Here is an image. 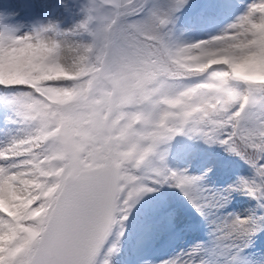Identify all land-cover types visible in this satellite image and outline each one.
Masks as SVG:
<instances>
[{"label": "snow or ice", "instance_id": "obj_1", "mask_svg": "<svg viewBox=\"0 0 264 264\" xmlns=\"http://www.w3.org/2000/svg\"><path fill=\"white\" fill-rule=\"evenodd\" d=\"M188 2L170 0L166 11H150L147 18L137 20L136 17L144 16L150 0H91L84 8L86 18L76 26L75 32L62 33L58 26L49 25L23 36L45 45L49 32L58 36L83 33L90 37V42L73 47L92 51L96 67L104 72L118 67L121 73L139 64L147 54L162 63H178L181 56L194 49L247 46V52L240 54L241 59L250 52L264 49V0L251 5L247 15L231 25V31L219 36V40L172 46L163 30L173 23L175 14ZM241 35L243 39L235 38ZM0 36H6L11 43L22 37L14 32H3ZM66 43L53 42L52 46L56 48ZM6 63L14 64V61L6 56ZM218 67L230 72L236 70L235 65ZM8 71L12 76L24 75L16 67H9ZM17 85L27 86L29 90L13 96L8 103L20 119H35L31 112L42 99L36 88L23 80L0 83V86ZM230 89L227 97H218L224 101L221 109L205 108L197 115L185 112L175 120H169L165 112L159 121L151 123L149 120L150 126L139 134L131 152L114 148L107 154L89 152L83 155L80 143L72 137L75 117L68 114L69 121H61L64 132L54 136L36 153L20 159H0V180L18 179L21 173L34 166L39 189L34 194L38 197L35 203L22 213L26 218L20 222L23 229L18 222L3 217L0 236L7 241L9 229L16 235L14 242L3 246L4 251L0 253L3 264H98L108 236L120 222L117 214L122 213L123 220H127L132 203L144 193L155 190L145 187L141 183L143 179L157 184L171 183L197 204L195 194L202 178L172 171L167 167L166 153L160 151L161 145L176 135L191 133L245 159L255 175L252 179H241L239 188L234 190L245 192L264 208V83L239 77L230 82ZM45 131L46 126L37 124L34 135H44ZM118 131L122 136H135L139 130L132 128L129 119L127 127L122 126ZM32 138L14 140L0 150V156L17 151L20 145L27 147ZM140 169L151 176L136 175ZM260 219L264 221V217ZM224 227L226 239H236L245 246H250L252 238L264 230L251 217H236ZM115 251L113 247L109 254Z\"/></svg>", "mask_w": 264, "mask_h": 264}, {"label": "trees", "instance_id": "obj_2", "mask_svg": "<svg viewBox=\"0 0 264 264\" xmlns=\"http://www.w3.org/2000/svg\"><path fill=\"white\" fill-rule=\"evenodd\" d=\"M169 2L170 0H150L149 7L145 10L144 16L136 17V19L141 20L147 18L150 11H166L169 7ZM190 12L195 14L194 25L200 27L202 19H206L207 15L205 13L196 12L194 8L188 9V7H184L180 12L175 14L173 21L177 20L179 16ZM169 30V27L163 30L168 42ZM226 47L227 49L225 51L219 50L218 47L207 49L208 51L206 54L197 50L188 52L179 58L178 63L176 61L162 63L154 56L147 54L139 64L130 67V69L137 71L139 74H143L146 78L156 77L157 80H165L166 88H169V79L176 81L174 84L177 85L178 89L176 91L170 90L169 95L171 96V101L185 98L181 113L176 119L182 116L185 112L197 115L204 111L205 108L215 111L223 107L224 101L218 97L228 96L231 91L230 82L232 80L243 77L264 83V49L250 52L241 59L240 54L247 52V46L241 47L238 44L237 46L226 45ZM6 56L9 61H14V64L6 63ZM228 57L231 61L230 67L232 68L233 65H235L236 70L234 72L226 71L223 67H218L225 66L224 64ZM51 58L52 55L48 51L37 54H25L22 52L19 55H16L12 46L10 48H5L4 46L0 47V83L8 84L10 82H19L23 80L29 86L35 87L42 98L36 105L35 109L31 112V116L35 119L25 121L16 116L15 111L8 103V100L13 96L28 91L29 89L27 86H0V150L5 149L14 140L18 141L26 137H33L27 147L25 145H20L17 151L6 153L3 156H0V159H20L24 155L36 153L43 147V145L52 141L54 136H57L56 133L61 121H64L65 123L69 121L68 114L75 116L76 112L81 111V108L77 107V105L83 102L74 97H76V94L79 91L82 92V96L85 94L87 87L90 85L91 76L88 78L84 77L79 85L77 82L72 83L67 81H58L61 83L50 85L47 82L48 78L45 72V67L48 62L51 61ZM213 61H216V63H213ZM38 63L42 65L41 67L38 66V68H36ZM9 67L18 68L24 75L12 76L8 71ZM210 69L216 70L210 73ZM76 73L81 76L82 70L78 69ZM89 75H91V72H89ZM241 87H243V85H241ZM193 92H196V99H191L192 102L189 105L186 99H188ZM168 97L169 96H167V98ZM160 99L164 101L166 98L163 95L162 97H158L157 100L155 98L156 102L159 101V105L162 106L164 103L160 102ZM218 100L221 101L219 104ZM143 102L144 101H142L140 106L135 105L133 106L134 108H130V112L127 111V116H131V121H133L138 114L142 115L147 121L150 120L151 123L159 121L165 113L162 107L155 108L153 105L154 103L148 105L144 102L145 105H147V107L144 108L145 105L143 106ZM49 108L51 111H48ZM87 113L88 111H86L85 115L90 119V115ZM146 114H148V116ZM51 116H53V120L51 119ZM169 120H173L171 114H169ZM37 124H43L46 126L44 135H34L36 133ZM149 126L150 124H148L146 128ZM82 127H86V124H81V128ZM21 129L24 130V133L22 138H18L17 132ZM84 135L85 134H81L80 137H76L75 139L82 141ZM117 135V132H115L114 138L115 136L117 138ZM190 136L192 144H188L181 135H176L171 141L163 144L162 149H160L163 153L171 152L176 159H180L182 161L181 165L184 167L187 174L193 175L202 171H210L211 173L219 172L223 166V161L228 162L229 165H233V178L228 183V191L223 192L222 196L217 195L213 199L208 194V191L206 192V198L210 205L213 204V208L226 205L225 202L229 201V198L225 196L226 193L229 194L237 191L234 189L239 188L241 179H252L255 175L253 168L245 159L232 154L224 146L218 143H206L204 139L194 136L191 133ZM124 137L127 142L128 140H131V145H127L125 148L127 151H130L136 144L134 136ZM88 142L91 143L90 145L94 149H97L100 144L97 140H88ZM169 144L171 145V148L166 151L165 149L169 148ZM104 154H106V152H104ZM194 161H197L199 167L187 171L185 166L189 167ZM41 163H44V161H41ZM135 174L141 177H144L145 175L151 176V173H146L145 169H140L136 171ZM29 177H32V179H29ZM25 181H27V183H25ZM141 183L145 187H152L155 190L144 193L132 203L130 210L127 212L129 218L127 221L122 220V213L117 214V216L120 217V222H118L108 236L105 245L98 256V264H105V262L106 264H130L128 262V259L130 258V248H121L125 239L126 228H133L136 223L143 220L142 217L155 214L167 207L173 206V209L176 211L177 208L175 202L180 196V190H178L177 187H174L171 183H153L151 179H143ZM22 186L27 188L30 197H33L34 194L38 192L39 189L37 187L36 170L34 166L21 173V176L18 179L0 180V202L6 208L5 210L0 207V210L4 212V217L18 222L21 229H23V223L20 222L26 219L22 216V213L25 210L30 209L32 204L35 203V200L38 198L36 197L27 205L12 204L13 198ZM210 205L209 208L211 207ZM176 215H178V212ZM261 217H264V210L252 216V218L258 222V225L261 228H264V221H261ZM225 225V223L222 224L220 221L210 220L208 228L210 230V239L207 243V248L209 253L216 256L215 264H224L226 258L235 253V249L232 247L226 248L224 252H220L219 250L220 243H224L226 240ZM1 226H3V221ZM121 232H123V235H121ZM257 238H264V230L259 231L257 235L252 238L251 243L254 240H257ZM15 239L16 235L11 229H9L7 241H5L3 236H0V253L4 251L3 246L5 243L14 242ZM232 240L236 242L235 244H237L238 247L239 245H245L243 242L236 239ZM113 247H115L116 251L109 254V249ZM0 264H3L2 257H0Z\"/></svg>", "mask_w": 264, "mask_h": 264}, {"label": "rangeland", "instance_id": "obj_3", "mask_svg": "<svg viewBox=\"0 0 264 264\" xmlns=\"http://www.w3.org/2000/svg\"><path fill=\"white\" fill-rule=\"evenodd\" d=\"M228 1L230 0H189L185 8H194L199 12L206 8L211 18H207L208 20L202 24L203 27L199 29H196V25L193 24L195 14L192 13L186 16H179L177 20L173 21L175 22L173 26L179 27L176 28L183 30V34H187V36L189 35L190 37L189 41L184 43L183 46L207 42L229 33L231 31L230 26L237 23L241 17L247 15L251 5L259 2V0H237L244 4L243 8L228 19L232 22H226L222 25L220 23H222L224 18L221 10H224L223 6L228 3ZM90 2L91 0H0V33L14 32L18 36H23L33 33L35 30L46 28L49 25L58 26L62 33H68L70 31L75 32L76 26L85 20L86 14L84 8ZM177 38V34L173 33L171 36V45L174 47L179 42ZM233 38L234 37H228V39ZM235 38L239 40L244 37L241 35ZM60 41H67V43L54 48V50L50 52L52 58L45 67L48 78L47 82L67 81L72 83L77 82L79 85L84 77L88 78L91 76L90 85L87 87L85 94L82 96V92L79 91L76 97H74L86 104L81 111L78 112L79 121L77 122L81 125V122L87 120L88 125L82 127L81 133H79L78 129L77 131L75 130L72 137L75 141L80 143L83 149L82 154L85 152L89 153L90 150H93L94 153H104L107 151L109 145L108 131L104 125V114L108 110L110 103V87L106 81L107 78L102 68L96 67L92 51H84L78 47H73L75 45L89 43L90 37L83 33L58 36L55 32H49L47 33L45 45L52 48L53 42L59 45ZM32 43L34 46L33 50L24 52L25 54L44 52V50L36 47L39 41L33 39ZM12 45L13 43H11L6 36H0V47L4 46L5 48H10ZM218 49L225 51L227 47L225 45L218 47ZM195 50L196 49L192 51ZM198 51L206 54L208 50ZM41 65L42 64L38 63L36 68H38V66L41 67ZM225 66L231 68L229 61H226ZM78 69L82 70L81 76L76 73ZM89 72H91V75H89ZM110 72L111 77L117 81L119 85L116 102L113 106L114 114L110 121L108 120L110 127L118 134L117 138L116 136L113 138V148L127 151L125 149L126 146L131 145V140H128V142L125 141V137L121 135L118 129L122 126L127 127V122L131 117H125V111L130 112V108L132 109L135 105L140 106L142 101L148 105L154 103L153 105L155 108L162 107L163 111L172 115L173 120L180 115L185 98L177 99L174 101L175 103L170 102V90L176 91L178 89L177 85L174 84V82H176L175 80L169 79V88H166L165 80L160 81L157 80L156 77L146 78L143 74H139L137 71L130 68L124 73H121L118 67ZM162 95L165 96L166 100L163 101L160 99V102L164 103L160 106L159 101L156 102V100L158 97H162ZM167 96L169 97L167 98ZM191 99H193V94L186 99L189 105L192 102ZM144 102L143 106L145 105ZM145 107H147V105H145L144 108ZM48 111H51L50 108ZM86 111H88L87 114L90 115V119L86 118ZM146 115L148 116V114ZM51 117L50 118L53 120V116ZM148 124V121L140 114L136 115L135 119H133L132 128L139 130L134 136V141L136 143L139 134L147 129L146 127ZM63 132L64 124L62 125L60 123L56 135L58 136ZM23 133V129L19 130L17 132V137L22 138ZM81 134H85L84 139L82 141L76 140L75 138L80 137ZM88 140H97L100 143L99 147L94 149L91 147V143L88 142ZM160 148L162 149V145ZM170 148L171 145L165 150L168 151ZM132 149L133 148L128 152H131ZM171 160L172 158L168 160V165H173L174 167ZM179 162L180 161H177V163ZM195 164L196 162H193L189 169H194ZM175 170L177 169L175 168ZM232 174L231 168L224 170L222 173H211L210 171L200 172L198 175H195L196 177L202 178L198 185L199 190L197 192H201V195L202 193L205 195V192L208 191L212 199L217 195L222 196L223 192L228 191V183L233 178ZM221 176H223L222 179H220ZM195 195L198 196L197 193ZM225 196L229 198V201L225 202L226 205L213 208V204L210 205L208 199H206L207 201H205L203 205L205 208L210 205V218L214 221H220L222 224L231 223L236 217L252 218L253 215L263 209L260 207L257 200L251 198L243 191L237 190L233 193H226ZM35 198L34 196L30 197L27 188L22 186L13 198L12 204L27 205ZM0 214H2V216H0L1 226L5 214L2 210H0ZM204 218L208 219L207 213L204 215L203 213L200 214L199 211H187V214L182 213L179 216H175L174 211L169 207L156 218L145 221L133 235L129 233L130 231H126V234L129 235L130 239L136 245L134 249V259L149 262L151 264H172V262H178V264H215L216 256L209 253L205 248L204 237L206 233H200L196 229V221ZM235 243L236 242L232 239H226L224 243H220V252H224L226 248L231 247L236 249L232 256L226 258L224 264H264V246L260 247L259 243H251L250 246L242 249L238 248Z\"/></svg>", "mask_w": 264, "mask_h": 264}, {"label": "water", "instance_id": "obj_4", "mask_svg": "<svg viewBox=\"0 0 264 264\" xmlns=\"http://www.w3.org/2000/svg\"><path fill=\"white\" fill-rule=\"evenodd\" d=\"M105 77L107 78V82L109 83L110 85V103H109V108L108 110L106 111L105 113V117H104V125H105V128L107 129L108 131V142H109V145H108V148H107V153L109 151L112 150V141H111V137H112V133H113V130L112 128L110 127L109 125V117L111 115V112H112V109H113V106H114V103L116 102V96H117V93H118V85L117 83L111 78L109 72H106L105 74Z\"/></svg>", "mask_w": 264, "mask_h": 264}, {"label": "clouds", "instance_id": "obj_5", "mask_svg": "<svg viewBox=\"0 0 264 264\" xmlns=\"http://www.w3.org/2000/svg\"><path fill=\"white\" fill-rule=\"evenodd\" d=\"M262 31H264V29H262ZM214 39L219 40L221 38L216 37ZM12 47L14 49L15 54L19 55L22 52L32 51L34 46L32 43V39H28L27 37L22 36V37H19L15 43H13ZM36 47L40 48L41 50L48 51V52H51L54 50V47L49 48L47 45L38 44V45H36ZM213 63H216V61H213ZM59 83H61V82L49 81L50 85H55V84H59Z\"/></svg>", "mask_w": 264, "mask_h": 264}, {"label": "bare ground", "instance_id": "obj_6", "mask_svg": "<svg viewBox=\"0 0 264 264\" xmlns=\"http://www.w3.org/2000/svg\"><path fill=\"white\" fill-rule=\"evenodd\" d=\"M174 231H175V230H174ZM176 233H177V232H176ZM164 234H165V233H164ZM159 235H160V234H159ZM166 235H167V234H166ZM164 236H165V235H164ZM173 236H174V235H173ZM174 238H175V237H174ZM178 238H179V237H178ZM178 238H177V239H178ZM158 239H159V238H158ZM169 240H170V239H169ZM161 243H162V242H161ZM165 244H166V243H165ZM155 247H156V246H155ZM161 248H162V247H161ZM163 251H164V250H163Z\"/></svg>", "mask_w": 264, "mask_h": 264}]
</instances>
